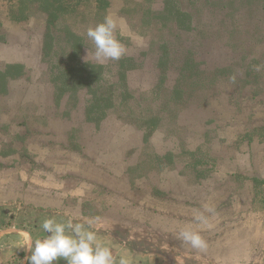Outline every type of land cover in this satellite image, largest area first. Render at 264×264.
Here are the masks:
<instances>
[{
	"label": "rangeland",
	"instance_id": "374dc122",
	"mask_svg": "<svg viewBox=\"0 0 264 264\" xmlns=\"http://www.w3.org/2000/svg\"><path fill=\"white\" fill-rule=\"evenodd\" d=\"M105 16L126 51L99 64ZM0 133V229L93 220L117 261L264 264V0H0Z\"/></svg>",
	"mask_w": 264,
	"mask_h": 264
},
{
	"label": "clouds",
	"instance_id": "9594fccd",
	"mask_svg": "<svg viewBox=\"0 0 264 264\" xmlns=\"http://www.w3.org/2000/svg\"><path fill=\"white\" fill-rule=\"evenodd\" d=\"M116 29L117 22L111 16H105L102 22L86 29V37L94 46L91 56L97 63L119 61L124 55L126 49L116 38ZM204 211L214 210L205 206ZM194 218L200 223H207L204 212L199 210ZM93 223V220H88L87 223H73L71 219L57 221L54 216L46 217L40 224L45 234L43 238H34L31 233L23 232L15 225L0 229V237L12 233L19 234V238L12 243L15 249L22 248L25 252L20 264H58L61 260L64 264H129L124 256L119 257L117 261L111 246L104 242L96 231L90 230ZM176 239L193 249H207V242L190 226L180 228Z\"/></svg>",
	"mask_w": 264,
	"mask_h": 264
},
{
	"label": "crops",
	"instance_id": "0c3cea01",
	"mask_svg": "<svg viewBox=\"0 0 264 264\" xmlns=\"http://www.w3.org/2000/svg\"><path fill=\"white\" fill-rule=\"evenodd\" d=\"M15 134V133H14ZM12 135H13V133H12ZM7 136H5L3 133H0V142L2 141V142H5V140H4V138H6ZM8 138V137H7ZM0 157H1V155H0ZM21 230V229H20ZM22 231L23 232H28V233H31L29 230H26V229H23L22 228Z\"/></svg>",
	"mask_w": 264,
	"mask_h": 264
}]
</instances>
